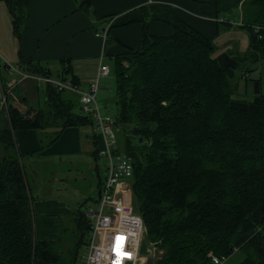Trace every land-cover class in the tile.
I'll return each instance as SVG.
<instances>
[{
  "label": "trees",
  "instance_id": "trees-1",
  "mask_svg": "<svg viewBox=\"0 0 264 264\" xmlns=\"http://www.w3.org/2000/svg\"><path fill=\"white\" fill-rule=\"evenodd\" d=\"M1 1L19 35L28 0ZM84 5L90 0H80ZM155 20L170 25L172 33L151 34L148 25ZM242 21L240 27L249 32V50L236 60L264 59V35L260 38L252 29L254 24L264 26V0H243ZM135 23L142 25L141 46L127 47L113 61L117 111L112 117L119 147L134 160L133 203L144 218V249L152 243L161 250L160 257L147 264H213L211 255L228 257L234 250L246 256L238 264H264L260 79L254 81L252 100L236 98L237 86L220 67L213 39L148 5L115 17L110 28ZM21 63L26 73L51 76L38 62L21 57ZM47 87L44 109L25 116L10 104L11 127L0 130V264H76V249L88 239L81 231L68 250L60 248V239L42 241L34 234L28 178L32 168L16 150L14 130L45 131L61 121L53 141L66 127L93 124L82 107L75 112L79 95ZM76 219L80 230L87 227L83 214Z\"/></svg>",
  "mask_w": 264,
  "mask_h": 264
},
{
  "label": "crops",
  "instance_id": "crops-1",
  "mask_svg": "<svg viewBox=\"0 0 264 264\" xmlns=\"http://www.w3.org/2000/svg\"><path fill=\"white\" fill-rule=\"evenodd\" d=\"M242 3L243 0H90V5L82 7L80 0H28V14L17 35L12 15L5 2L0 0V68L7 75L19 74L15 80L6 78L3 82L0 78V130L11 127L10 104L29 112L46 107L47 92L44 91L43 105L38 92V86L45 81L35 78L36 74L24 72L21 57L45 66L53 78H60L61 75L69 79L73 77L77 88L85 91L96 78L101 63L110 67L115 56L125 52L127 47L137 50L141 46L142 25L135 23L110 28L115 17L148 5L153 10L184 20L206 38L216 40L220 36V27L240 28ZM104 21L107 24H103ZM148 31L153 35H169L172 28L163 21L155 20L149 22ZM66 92L70 95L75 93L78 97L74 91ZM9 93L11 98L5 95ZM77 106L82 107L79 101ZM54 133L55 130L34 128H17L13 132L16 150L26 159L25 164L29 167L33 163L35 166V161L39 160L45 163L42 169L47 167L52 171L44 190L48 196L41 197L42 193H39L31 203L34 234L42 241L67 236V222L71 220L76 225V217L80 213H76L74 205L62 197L52 196L55 170L64 164L76 169L89 168L90 156L93 154V159H96V149L101 143L90 125L66 127L51 141ZM34 166L30 165L31 168ZM96 173L99 174L98 168ZM141 245L140 256H146L145 259L140 257L144 264L153 263L160 257L161 251L152 243L145 244V249L143 241Z\"/></svg>",
  "mask_w": 264,
  "mask_h": 264
},
{
  "label": "built area",
  "instance_id": "built-area-1",
  "mask_svg": "<svg viewBox=\"0 0 264 264\" xmlns=\"http://www.w3.org/2000/svg\"><path fill=\"white\" fill-rule=\"evenodd\" d=\"M240 24L244 25L242 19ZM252 29L260 38L264 35V26L254 24ZM109 75L110 67L101 63L96 78L85 91L79 90L69 78L48 75L34 77L57 90L74 91L79 95L82 110L93 119L92 132L100 137L97 155L107 161V176L99 185V208L87 213L91 219L87 226L89 236L84 244L86 254L84 260L76 264H143L140 251L146 231L144 218L133 203L134 160L132 155L119 147L115 119L103 114L97 101L100 79ZM104 88L110 90L108 84ZM211 257L213 264H220L227 259L224 256Z\"/></svg>",
  "mask_w": 264,
  "mask_h": 264
},
{
  "label": "rangeland",
  "instance_id": "rangeland-1",
  "mask_svg": "<svg viewBox=\"0 0 264 264\" xmlns=\"http://www.w3.org/2000/svg\"><path fill=\"white\" fill-rule=\"evenodd\" d=\"M103 24H107V22H102ZM221 32L220 36L213 40V44L216 46V50L221 52H226L231 55L234 59H241L242 56L247 54L249 50V33L243 29L238 27H228L224 28L223 26L220 27ZM111 72L107 78L101 80L99 85V93L97 95V101L100 105L101 112L103 114H109L111 116H115L117 107L114 104L113 99L115 98L116 94V77L114 76V68L113 64L110 63ZM6 73L3 69L0 68V78L3 79V82L6 78H10L15 80L19 74L17 72L13 73V75H5ZM229 79L236 84V91L234 93V97L239 99H247L252 100L255 96V86L254 81L256 79H260V86L261 91L264 94V59L257 60L255 62L251 61V59H246L240 62V67L235 70V76ZM105 84H109L112 91L106 90L104 88ZM47 82H43L42 86H38V92L41 94L39 96V100L43 105L44 101V91L47 90ZM70 94V92H63V95ZM72 95L74 93H71ZM6 97L10 96L11 94H5ZM25 98V95H23ZM1 101V98H0ZM106 104V105H105ZM107 106V107H106ZM75 112H82L80 107H74ZM59 125H61V121L59 122H52V127L50 130H58ZM120 142H123V136L119 135ZM121 142V143H122ZM137 141L133 139V144L135 145ZM3 154V150L0 146V156ZM26 162V159L24 160ZM91 166L89 168H79L76 169L75 167L72 168L68 164L61 165L60 168L55 171V180L54 186L51 188L52 196H60L72 205H74L76 209V213L80 212L83 214L86 225L88 226L90 219L87 216V213L91 210H96L99 208V184L101 181L105 179L107 176L105 158L102 156H96V159H93V154L90 156ZM45 165L42 161L36 160L35 166L30 164L32 169L28 170V178L29 184L31 187V192L33 193L34 199H36L37 194H40L41 197L48 196L45 193L47 180L49 182L50 172H52L49 168L45 167L44 169L41 168L42 165ZM96 168L99 170V174L96 173ZM49 178V179H48ZM53 182V181H52ZM46 183V184H45ZM50 194V193H49ZM134 199V196H133ZM75 213V214H76ZM33 220H34V211H33ZM72 221L69 220L67 222L68 229L65 233H67L64 238H59L61 241L60 248L66 247V249L71 250L74 248V243L78 240L79 236L82 235L83 237L89 236L88 228H83L80 230L77 227V223L72 224ZM35 223V220H34ZM74 226V227H73ZM82 231V233H81ZM58 240V239H56ZM59 248V246H58ZM159 249V248H158ZM156 248V252L158 251ZM161 251V250H160ZM77 255L76 260L81 262L84 260L86 249L83 244H81L76 249ZM144 250L142 251V253ZM141 257V256H140ZM146 256L141 257L145 259ZM245 254L240 250H234L232 254H230L225 261L220 264H238L243 259H245ZM75 260V261H76ZM144 264V260L142 261ZM150 264V263H149Z\"/></svg>",
  "mask_w": 264,
  "mask_h": 264
},
{
  "label": "water",
  "instance_id": "water-1",
  "mask_svg": "<svg viewBox=\"0 0 264 264\" xmlns=\"http://www.w3.org/2000/svg\"><path fill=\"white\" fill-rule=\"evenodd\" d=\"M217 59L219 62L220 67L223 69L225 73L228 74L230 78L235 76V70L240 67V62L237 61L236 59L232 58L228 53L226 52H221L217 55ZM29 113V110H25V116H27ZM125 187V185H124ZM132 189L134 190V193H136V184H132ZM99 190V188H98ZM99 195H100V190H99Z\"/></svg>",
  "mask_w": 264,
  "mask_h": 264
}]
</instances>
